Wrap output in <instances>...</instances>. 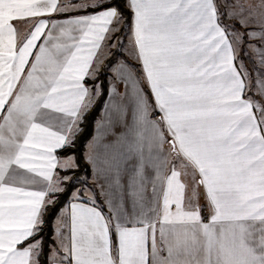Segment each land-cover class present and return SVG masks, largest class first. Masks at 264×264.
I'll return each mask as SVG.
<instances>
[{
    "label": "snow or ice",
    "instance_id": "obj_1",
    "mask_svg": "<svg viewBox=\"0 0 264 264\" xmlns=\"http://www.w3.org/2000/svg\"><path fill=\"white\" fill-rule=\"evenodd\" d=\"M0 264H264V0H0Z\"/></svg>",
    "mask_w": 264,
    "mask_h": 264
},
{
    "label": "trees",
    "instance_id": "obj_2",
    "mask_svg": "<svg viewBox=\"0 0 264 264\" xmlns=\"http://www.w3.org/2000/svg\"><path fill=\"white\" fill-rule=\"evenodd\" d=\"M97 114H98V111L93 112V113H92V116L90 117L89 121L87 122V123H88V126H89L88 137H87V138H89V137L91 136L92 127H93V121L96 119ZM87 138H86V139H87ZM61 155H62V154H61ZM81 164L83 165V161H81ZM85 172L87 173V176L89 177V169H85V170L82 171L79 175H84Z\"/></svg>",
    "mask_w": 264,
    "mask_h": 264
},
{
    "label": "crops",
    "instance_id": "obj_3",
    "mask_svg": "<svg viewBox=\"0 0 264 264\" xmlns=\"http://www.w3.org/2000/svg\"><path fill=\"white\" fill-rule=\"evenodd\" d=\"M54 18H55V19H63V17H54ZM125 44H126V47H128L127 40H125ZM107 53H108V48H104V49H102L101 52H100V57H101V58L105 57V56L107 55ZM130 62H131V61H130ZM98 116H99V112H98L96 118H98ZM92 132H93V127H92ZM92 132H91V135H92ZM90 137H91V136H90ZM90 137H89V138H90ZM91 179H92V177H91V171H90V169H89V177H88L89 183H91ZM206 215H207V212H205V216H206Z\"/></svg>",
    "mask_w": 264,
    "mask_h": 264
},
{
    "label": "rangeland",
    "instance_id": "obj_4",
    "mask_svg": "<svg viewBox=\"0 0 264 264\" xmlns=\"http://www.w3.org/2000/svg\"><path fill=\"white\" fill-rule=\"evenodd\" d=\"M125 47H126V44H125ZM127 48V47H126Z\"/></svg>",
    "mask_w": 264,
    "mask_h": 264
}]
</instances>
